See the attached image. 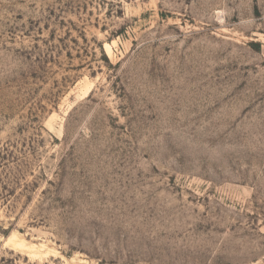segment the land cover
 <instances>
[{
  "label": "rangeland",
  "instance_id": "1",
  "mask_svg": "<svg viewBox=\"0 0 264 264\" xmlns=\"http://www.w3.org/2000/svg\"><path fill=\"white\" fill-rule=\"evenodd\" d=\"M0 264H264V0H0Z\"/></svg>",
  "mask_w": 264,
  "mask_h": 264
}]
</instances>
